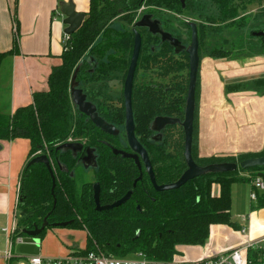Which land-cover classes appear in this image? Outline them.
Masks as SVG:
<instances>
[{
    "label": "trees",
    "instance_id": "obj_1",
    "mask_svg": "<svg viewBox=\"0 0 264 264\" xmlns=\"http://www.w3.org/2000/svg\"><path fill=\"white\" fill-rule=\"evenodd\" d=\"M209 1L218 12L217 15L225 18H233L236 15V8L232 5L234 0ZM190 5L191 0H185L184 7L179 0H89L81 26L64 41L60 54L61 63L53 66L47 77L48 88L34 92L32 102L16 108L12 114L0 112V141L26 138L30 142L28 157L19 175L17 228L14 237L23 236V229L40 226L44 218L48 226L42 234L46 229L52 228L54 223L71 221L66 227L83 228L86 231V246L80 249L81 252L95 250L117 256H131L142 252L150 259L172 260L180 255L181 246L203 245L214 224L227 225L235 230L243 228L231 216V185L234 182L244 181L252 183L254 188L253 180L258 172H264V166L237 168L231 172L198 176L178 189L162 192H155L149 186V182L143 179L134 188L131 199L126 203L110 210L97 211L92 201L93 181L96 180L101 185V200L105 201L104 192L107 194L111 187L116 191L131 187L136 173L126 168L123 178L115 180L107 178L99 175L104 164L99 161L97 167L93 169L94 180L82 169L77 157L62 150L55 151L59 144L67 141L84 142L97 148L104 147L97 141L104 135L85 115L80 114L71 102L70 78L75 67L81 63L77 81L81 78L88 84H93L97 80L105 82L110 74L125 72L134 38L131 27L138 19L139 11L145 7L151 8L148 11L157 16L167 27L171 19L164 13V9L183 14L188 12ZM156 8L158 9L155 10ZM183 22L184 26H187L188 21ZM14 24L17 27L16 19ZM238 24V28L246 27V23L239 21ZM198 30L200 40L203 30L201 27ZM254 32H264V26L252 28L248 33L249 40L256 43L252 54L264 56V35H254ZM141 35L143 36L141 52L148 59L152 58L157 63L159 61L157 58L167 55V45L162 44L159 49L160 43L157 38L147 33ZM15 52H18L16 38L10 50L0 52V62L4 57ZM225 55L210 53V56L216 57ZM88 56L97 62V66L92 71L86 61ZM179 57V68L182 70L187 66V63H184L187 55L181 53ZM179 83V95H182V92L185 94V83L184 85ZM226 88L227 90L250 88L257 94H264V77L256 78L246 84L227 85ZM133 96L136 127L144 128L151 117L150 107L156 106L151 102L154 97L151 98L149 95L145 98L140 91H134ZM184 98L185 95L177 99L169 97L170 105L163 106V110L170 113L177 112V104L181 105L180 110H182ZM197 98L198 79L195 102ZM143 99L147 102L143 103ZM37 152L49 156L54 173V185L45 164L27 165ZM263 154L264 149L259 154H239L228 158L199 157L195 107L192 155L196 162L200 164L237 162V160L239 162ZM168 157L165 156L163 161ZM59 164L64 165L68 171L60 170ZM171 167L172 165H167L158 168L156 179L159 183L172 181L181 173L182 169L173 167L174 169L171 170ZM70 172L73 174L70 175ZM214 183L220 188L217 195L212 193ZM150 196L154 199L152 200ZM260 207H264V190L258 193L252 209ZM247 257L262 262L264 251L248 248Z\"/></svg>",
    "mask_w": 264,
    "mask_h": 264
},
{
    "label": "crops",
    "instance_id": "obj_2",
    "mask_svg": "<svg viewBox=\"0 0 264 264\" xmlns=\"http://www.w3.org/2000/svg\"><path fill=\"white\" fill-rule=\"evenodd\" d=\"M69 1L77 12L88 9L89 0H0V52L10 50L14 38L18 44V52L0 62V112L12 114L16 108L30 104L34 92L48 88L47 77L52 67L61 63L65 41L59 3ZM259 77H264L261 54L248 53L241 59L230 54L201 58L196 102L199 157L228 158L263 151L264 94L250 88H226ZM6 87L5 101L2 97ZM29 150L30 142L26 138L0 141V264H13L15 260L1 256L9 247L8 235L2 229H10L13 224L19 175ZM216 185H212L213 194ZM252 201L250 213L237 221L244 230L214 224L203 245L181 246L176 258L199 260L264 238V207L252 209L256 200ZM215 236L227 242L214 246L210 240ZM13 253H16L14 248Z\"/></svg>",
    "mask_w": 264,
    "mask_h": 264
},
{
    "label": "flooded vegetation",
    "instance_id": "obj_3",
    "mask_svg": "<svg viewBox=\"0 0 264 264\" xmlns=\"http://www.w3.org/2000/svg\"><path fill=\"white\" fill-rule=\"evenodd\" d=\"M199 2H200V0H191L190 8L191 9L193 8L194 10H196L197 8L200 7ZM210 4L213 5L211 3V1H210ZM144 14H152V16L154 18L159 19L153 13L147 12ZM160 22H161V28L163 31L169 32L173 37L177 38L183 46L186 47L189 45L190 35H191L189 23L194 22V21H188L187 26H186L189 29V34L187 35L188 36V42L187 43L182 41L180 35L177 34L176 32H174V30L172 31L168 27H165L161 20H160ZM196 25H197L198 40H199V30H198L199 26L197 23H196ZM131 28H132V32H133V25ZM138 31L140 32V34H142V33L146 34L147 33V34H150L153 37L157 38L159 43H160L159 49L161 48L162 44L167 45V47L166 46L165 47L168 49L167 55H163V56H160L159 58H157V60H159L157 63L152 58L148 59L146 57V55L141 52L142 45H143V36L141 35V37H142L141 49H140L137 67H136V71H135V75H134V79H133V90H132V113H133V120H134L135 137L137 138V140L141 143V145L146 150V153H147V156H148L149 161L151 163L152 170H153L154 177H155L157 184H159V185L168 184V183H172V182L176 181L179 178V176L182 174V172L186 169V163H185L184 155H183V152H184V132H183V129H182V126L180 125V123L166 125L159 131L152 130L151 125H152L153 120L157 116H168V117H172V118H177L180 121L183 120L184 108H185V99H186L187 88H188V74H189L188 73L189 72L188 54L185 51V49L181 50L180 52H175L174 47L171 46L169 42H167V41L163 42L160 38V35H158V34L154 35V34L150 33L147 28H143V27L138 28ZM133 35H134V33H133ZM132 48H133V45H132ZM151 48H153V46ZM181 53H186V55H187V60L185 59V61H184V63H187V66H185L183 68V69L187 68V77L184 81V83L186 85V88L184 90L185 94H183V92H182V95L183 96L185 95L184 106H183L182 110H180L181 105L177 104V107H178L177 112L176 111L172 112V113L165 112L163 110V106L170 105L169 97H171L172 99L173 98H175V99L179 98V84H180L179 83V79H180V72H179L180 71V68H179L180 57H179V55ZM131 54H132V51H131ZM130 58H131V55H130ZM130 58H129V62H128L127 69L125 72L114 73V74H117L118 76H120L122 78L120 80V82H121V99H120L119 103H115L113 100H109V99L106 100V99H104V97L102 95L99 94V91L101 90V88L106 87V86L109 88V86H111V83L109 81H105V82H107L106 86H104L105 82L100 81V80H97L95 83H93V84H96L97 92H98V95H95L93 97V99H89L87 94L81 88L83 93L86 94L87 100L95 105V111L97 112L98 116L101 117L107 123L113 125L115 127V129L117 130L116 134H110V133L102 131L100 128L96 127L93 124L94 127L104 135V137L97 139V141L104 146L103 148H99V147L97 148L94 146L92 147V146L86 145L84 142H79V141H67V142H79L83 145V147L88 146L90 149H92L93 154L95 156V165H89L86 167L84 165V163L79 158L80 153H77L76 155H74L71 150H62V151L70 153L74 157H77L78 162H79L80 166L82 167V169L86 172V174H88V176L90 178H93L94 180H95V175L93 173V169L97 167L99 161H102L104 163V164H102L103 165L102 173H99V175H103L104 177H107V178H113L114 180L119 179V178H123L125 176V173H126V168H130L132 170V172L136 173V176L134 177V179L131 183V187L124 188L123 191H119V190L116 191V189H114V187H111L110 190L107 191L108 192L107 194L104 192V194H105L104 200L105 201L101 200V192H102L101 185L99 184L98 181H96V180L93 181V183L91 185V193H92V201L94 204V208H95V203H94V199H93V185L95 183H98L99 187H100L99 201H100L101 205L111 204V203L115 202L116 200L120 199L122 196H124L127 191L132 190V193L128 199V200H130L132 195H133L134 188H136L137 184L140 181H142L143 179L147 180L149 182L148 183L149 186L155 192H157L151 184L149 175L146 171L145 164L143 162L141 155L139 153H136L133 150H131L128 143H127L126 131H125V105H124V97H123V87H124V80L126 77L128 66L130 63ZM200 60H201V56H200V40H199V66H200ZM96 66H97V62L95 61L94 68ZM170 66H172V70H170ZM164 67H166V69H164ZM198 71H199V69H198ZM138 72H140V74ZM197 78H198V74H197ZM138 80L140 81V83H138ZM78 87H79V85H78ZM134 91H140V93L145 98H146V96H149V95L151 98L154 97V99L151 100V102L153 104H155L156 106L150 107L149 110L151 111V113H150L151 117L149 118V122H147V124L144 128H138L137 129V127H136L137 122H136V111H135V107H134V96H133ZM108 92L111 93V91H108ZM105 96H106V94H105ZM142 102L145 103V102H147V100L143 99ZM82 115H84V114H82ZM193 124H194V121H193ZM177 143L180 144V147H177ZM192 143H193V138H192ZM114 149L121 150V151H123L125 153H129V154H136L139 164H137L136 160L132 157H123L122 154H120V153H114V151H113ZM55 151H58V150H55ZM40 154H42V153L37 152V154L35 156L40 155ZM191 154H192V150H191ZM165 156H169V157L166 158L165 161H163V158ZM192 157H193V155H192ZM196 163L199 165H206V164H200L198 162H196ZM59 165H62V164H59ZM167 165H172V167L170 168L171 170L174 169L173 167H178L179 169H182L181 173L172 181L159 183L156 179V174L159 173L158 168H161V167L164 168V166L167 167ZM62 166L64 167V169L62 171H68L64 165H62ZM72 174H73V172H70V175H72ZM139 175H141V178L136 182L135 187H133V182ZM145 193L147 194L148 192H145ZM151 199L153 200L154 198L151 197Z\"/></svg>",
    "mask_w": 264,
    "mask_h": 264
},
{
    "label": "water",
    "instance_id": "obj_4",
    "mask_svg": "<svg viewBox=\"0 0 264 264\" xmlns=\"http://www.w3.org/2000/svg\"><path fill=\"white\" fill-rule=\"evenodd\" d=\"M182 7L185 5V0H179ZM59 11L62 15V23L65 25L64 33L65 35H71L74 33L82 24L84 20V13L75 11V7L71 1L69 2H60L59 3ZM191 35H190V43L188 46H183L181 42L173 37L169 32L163 31L161 28V22L159 19L154 18L152 14H143L140 18H138L133 23V48L132 54L130 58V63L128 66V70L126 73V77L124 80L123 87V97H124V105H125V131L127 143L131 150L136 153H139L143 159L145 164L146 171L149 175L151 184L153 188L157 192L174 190L178 189L189 180H192L198 176L211 174V173H221V172H231L236 170L237 168L245 169L250 167H261L264 166V154L261 156L250 157L243 159L237 162L231 161H223L216 163H209L206 165L197 164L191 154L192 150V138H193V121H194V113H195V93H196V83H197V74L199 69V40H198V31L197 25L194 22L189 23ZM147 28L148 31L152 34L160 35L161 40L167 41L171 46L174 47L175 52H180L185 49L188 54L189 60V74H188V88L185 99V108H184V118L180 121L177 118H172L168 116H157L152 122L151 129L159 131L166 125H171L175 123H180L184 132V160L186 163V169L182 172L179 178L168 184H157L154 173L152 170L151 163L147 156L145 148L141 145V143L137 140L134 134V120L132 113V90H133V79L137 67V62L139 58V53L141 49L142 37L138 28ZM254 35H264V32H254ZM87 63L90 65V70L92 71L95 66V60L88 56L86 59ZM81 63H79L70 78V97L71 102L78 109L81 114L86 115L89 120L102 131L116 134L117 130L115 127L106 121H104L101 117L98 116L95 111V105L87 100L86 94L83 93L82 89L78 87L79 82L77 81V75L80 69ZM55 150H71L74 155L80 153V160L87 167L89 165H95V156L93 154V150L88 146L83 147V145L79 142H65L59 144ZM114 153H120L123 157H132L136 160L137 164V155L125 153L121 150L114 149ZM35 163H43L46 165L54 185V173L51 168L50 159L46 154H40L32 157L27 165H32ZM61 170L64 169L62 165H59ZM257 176L260 177L264 181V172H258ZM141 178L139 175L133 182V187H135L136 182ZM99 193L100 187L98 183L93 185V199L95 203V209L97 211L102 210H110L115 207H118L124 204L130 197L132 190L126 192L124 196L120 199L116 200L111 204L101 205L99 201ZM71 221L58 222L54 223L53 227H65L70 224ZM48 226V222L46 218L43 219V222L40 226L35 225L32 229H23V237L21 241L17 242L15 245V252L19 255H33L39 252V244L38 238L44 231V229ZM139 232V231H138ZM137 232V234H138Z\"/></svg>",
    "mask_w": 264,
    "mask_h": 264
},
{
    "label": "rangeland",
    "instance_id": "obj_5",
    "mask_svg": "<svg viewBox=\"0 0 264 264\" xmlns=\"http://www.w3.org/2000/svg\"><path fill=\"white\" fill-rule=\"evenodd\" d=\"M200 7L194 10L189 9L183 14H176L165 11L169 15L170 22L167 27L174 30L180 35L181 40L188 42L189 29L184 26L183 21H194L203 30L200 39V56L201 58L210 56V53H218L225 55L230 54L234 57L244 58L248 53H253L255 41L249 40L248 33L250 29H256L264 26V0H234L233 6L236 8V15L233 18H225L222 15H217L218 12L209 0H200ZM232 7V6H231ZM163 9V7H161ZM151 8L145 7L139 11L140 18L144 13L149 12ZM156 8L155 10H157ZM198 14H201L199 16ZM240 23H246L245 28H238ZM6 72V71H5ZM4 72V74H5ZM180 72L179 82L184 85L187 77V68ZM140 74V72H138ZM122 78L117 74H110L106 81L111 83L109 88H101L99 94L104 99L113 100L119 103L121 99V80ZM79 87L87 94L90 99L98 95L96 84H88L84 79H79ZM138 83L140 81L138 80ZM108 91H111L109 93ZM184 93V92H183ZM106 94V96H105ZM8 90L4 89L3 100H7ZM182 97V95H179ZM5 113V112H4ZM7 114V113H6ZM179 142V141H178ZM177 147L180 144L177 143ZM37 154V153H36ZM238 162V160H237ZM252 186L248 182H234L231 185V215L235 221H240L242 216L250 213V204L253 202L250 198ZM219 185L214 188V195L219 193ZM247 208V209H246ZM210 242L214 245L225 244L227 241L223 237H212ZM17 244L15 242L14 246ZM39 252L44 257H62L70 254L75 248H85L86 246V231L83 228L73 227H52L45 230V232L38 238ZM214 245V246H215ZM15 251V250H14ZM53 252V253H47ZM117 256V255H114ZM130 256V255H128Z\"/></svg>",
    "mask_w": 264,
    "mask_h": 264
},
{
    "label": "built area",
    "instance_id": "obj_6",
    "mask_svg": "<svg viewBox=\"0 0 264 264\" xmlns=\"http://www.w3.org/2000/svg\"><path fill=\"white\" fill-rule=\"evenodd\" d=\"M67 37L68 35H65L64 39ZM253 185L254 189L250 193V198L257 200L258 193L264 190V181L257 176L253 180ZM16 228L17 217L15 213L10 229H2L8 235L9 247L8 250L1 254L6 260L14 257L13 264H264V261L250 260L247 257L248 248H258L264 251V238L199 260H178L177 258L172 260H157L147 258L142 252L134 253L131 256H114L95 250L81 252L79 248L62 257H44L40 254L19 255L13 253V248H15V242L21 241L23 236L14 237ZM242 230L244 229L242 228Z\"/></svg>",
    "mask_w": 264,
    "mask_h": 264
}]
</instances>
